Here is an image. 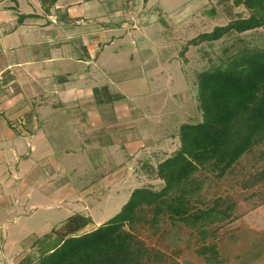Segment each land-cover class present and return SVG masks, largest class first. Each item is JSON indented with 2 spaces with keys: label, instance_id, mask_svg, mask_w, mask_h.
<instances>
[{
  "label": "crops",
  "instance_id": "0c3cea01",
  "mask_svg": "<svg viewBox=\"0 0 264 264\" xmlns=\"http://www.w3.org/2000/svg\"><path fill=\"white\" fill-rule=\"evenodd\" d=\"M35 1L40 12L32 0L0 1V231L39 210L35 220L52 234L75 214L92 221L93 204L117 194L138 165L150 173L142 180L155 177L171 156L157 148L171 126L154 107V117L138 116L145 95L124 91L141 81L160 89L155 54L138 45L148 32L138 19L127 33L108 0L105 8L57 0L46 15ZM150 119L152 131L141 125ZM103 153L108 172L98 176ZM155 155L163 158L152 167Z\"/></svg>",
  "mask_w": 264,
  "mask_h": 264
},
{
  "label": "trees",
  "instance_id": "16d2710c",
  "mask_svg": "<svg viewBox=\"0 0 264 264\" xmlns=\"http://www.w3.org/2000/svg\"><path fill=\"white\" fill-rule=\"evenodd\" d=\"M56 1L39 0L45 15ZM231 3L247 16L229 20L224 26H215L210 32L190 39L180 52L182 57L190 46L213 43L229 33L264 31V0H231ZM196 91L201 121L181 125L178 148L152 169L163 186L159 190L134 189L113 218L88 233L78 234L91 224L90 218L71 216L52 232L59 236V243L43 259L50 261L28 264H179L167 254V247L148 245L140 234L148 232V237H152L160 231L169 234L182 228L195 231L197 242L193 252L197 257L206 264H222L217 244L207 240L215 238L221 223L237 218L236 203L228 196H218L206 207L197 196L200 182L193 176L206 170L222 179L235 172L242 158L251 155L263 163L239 180V187L246 194L257 188L244 199L252 198L264 187V149L257 158L253 155L264 147V50L239 51L201 72ZM258 255L259 252L255 256ZM247 261L240 260L238 264Z\"/></svg>",
  "mask_w": 264,
  "mask_h": 264
},
{
  "label": "rangeland",
  "instance_id": "374dc122",
  "mask_svg": "<svg viewBox=\"0 0 264 264\" xmlns=\"http://www.w3.org/2000/svg\"><path fill=\"white\" fill-rule=\"evenodd\" d=\"M32 1L36 4L33 11L40 12L38 1ZM104 1L105 3H103ZM106 1L93 0V3H98L97 6L101 5L103 8L108 2L115 6L118 14H122L124 32L136 31L133 26L136 19L139 20L138 24L141 27L145 26V29H148V32H145V39L139 41L138 45L139 48H143V51L154 52V59L160 66V79L158 80L160 89L154 87L156 83L151 86L148 82L141 81L136 86L132 85L133 88L127 85L128 87L124 88V91L129 94V97L136 94L145 95L141 99L142 101L136 102L141 106L139 107L141 111H133L143 119L148 116L149 118L150 116L154 117L150 115L152 107H154V113L159 111L164 115L170 114L167 116L169 121L161 120V122L170 123L171 127L165 132L161 131L157 148L164 154L172 155L173 150L178 147L177 127L179 129L180 125L196 124L201 121L196 91L198 74L221 64L239 51L245 49L249 51L264 50V31L229 33L219 41L202 43L197 47L190 46L182 57L180 52L190 39L199 34L210 32L215 26H224L229 20L244 18L247 16L246 13L240 7H233L231 0ZM98 11L92 13H98ZM143 56V60H149L151 57L147 52ZM149 92L151 94H148ZM155 118L157 119V116ZM150 122L151 119L144 120L141 125L152 131ZM170 135H172L171 138L168 137ZM262 149L264 147L256 150L253 155L257 158ZM155 156L156 158L153 157L151 161L153 162L152 167L163 158L159 155ZM103 160H107L104 153L95 158L98 176L108 172L107 166L105 169L102 168ZM262 163L263 161L258 162L249 155L239 161L234 173L226 175L222 179L215 178L206 170L198 171L193 176L195 181L200 182L197 196L203 200L206 207L218 196H228L236 203L234 215L237 218L230 223H221L222 225L216 230L215 238L207 240V242L217 244L218 258L222 264H238L240 260H248L247 264H264V203H261L264 199V187H260L256 195L250 199L244 198L251 192H256L257 188L247 191L246 194L239 187V180L247 173L259 169ZM106 164L108 163L106 162ZM138 166L135 168V172L126 176V180L123 182H127L117 187V194L106 193V200L93 204H99V206L94 212L92 210L91 224L83 232H91L113 218L127 202L133 189L150 187L159 190L163 186L152 174L150 176L152 178L147 177L150 174L147 173L149 171L147 168L142 171ZM143 174L147 175L145 180L140 178ZM38 212L39 210L29 213L33 216L30 221L20 219L0 231V264H28L37 260L50 261L43 259H46L50 250L59 243V236L47 231L44 221L40 223L39 220H35V214H41ZM45 213L48 214L45 211L43 215ZM164 226L162 225V227ZM48 228L50 227L48 226ZM212 228H208L211 233H213ZM148 235V232L142 231L140 238L148 245H156L162 249L167 247L169 250L167 254L171 255L179 264H206L205 260L197 257L193 252L197 242L195 231L182 228L172 230L169 234H162L160 231L156 236L148 237ZM232 236L237 238L231 239ZM257 252L259 255L255 256Z\"/></svg>",
  "mask_w": 264,
  "mask_h": 264
}]
</instances>
